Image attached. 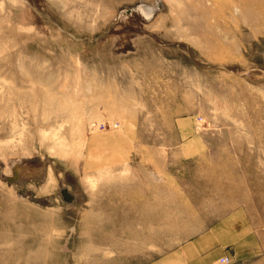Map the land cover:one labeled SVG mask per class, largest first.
Instances as JSON below:
<instances>
[{
  "label": "rangeland",
  "instance_id": "1",
  "mask_svg": "<svg viewBox=\"0 0 264 264\" xmlns=\"http://www.w3.org/2000/svg\"><path fill=\"white\" fill-rule=\"evenodd\" d=\"M124 5L152 19L125 50ZM178 117L206 140L194 163L177 153ZM133 128L125 161L92 167L90 136ZM24 156L44 172L0 178V264L148 261L192 234L133 248L114 207L129 194L144 206L158 183L179 230L246 209L258 252L228 264H264V0H0V164ZM62 185L83 194L67 201Z\"/></svg>",
  "mask_w": 264,
  "mask_h": 264
},
{
  "label": "crops",
  "instance_id": "2",
  "mask_svg": "<svg viewBox=\"0 0 264 264\" xmlns=\"http://www.w3.org/2000/svg\"><path fill=\"white\" fill-rule=\"evenodd\" d=\"M175 143L179 156L184 163H194L207 147L203 135L194 129L193 117H178L175 120ZM134 128L131 132L113 131L103 133L99 136H90L87 143V157L93 168L105 169L101 166V157H110L115 163L127 159L125 152L129 140L134 137ZM170 142V140L168 141ZM157 195L152 203V197L147 192L145 205L138 203L134 194L121 196L122 201L130 202L129 205L122 204L114 207V225L123 221L127 232L135 238L131 247L138 246L139 235L145 244L153 245L163 235L171 232L191 233L192 235L174 246L166 248L161 253L153 256L142 264H220L219 259L223 256L228 258L247 259L255 257L258 252V242L255 233L254 223L242 206L215 209L213 213H201L188 229L179 230L185 227L183 217L169 213L168 207L163 202L169 199L164 184L158 183ZM203 195H207L201 193ZM129 197L128 199H126ZM125 198V199H123ZM151 199V202H150ZM195 202L211 201L209 210L216 208L210 197H191ZM217 210V211H216ZM180 214V213H179ZM213 214V215H212ZM181 215V214H180ZM129 220H126L128 219ZM138 224L140 228H138ZM231 264V263H229Z\"/></svg>",
  "mask_w": 264,
  "mask_h": 264
},
{
  "label": "bare ground",
  "instance_id": "3",
  "mask_svg": "<svg viewBox=\"0 0 264 264\" xmlns=\"http://www.w3.org/2000/svg\"><path fill=\"white\" fill-rule=\"evenodd\" d=\"M140 3H141V0H140ZM135 7H136L135 5H131V6L124 5L121 9L122 11L121 12L119 11L120 15L118 16V20L121 24V27L119 28L117 27L115 29V33L119 35L121 34L122 36L119 38L120 43L118 45V49L123 48L125 50V49H130V47H133L131 38L133 37L134 33H138V32L147 33L148 32L144 29V25L150 24L152 22V19L145 17V15H143V13L139 11L138 8H135ZM129 9H132V10H129ZM51 96L47 94V99H52ZM0 166H3V168L0 167V178H7L9 180L11 179L17 180L18 178L19 180H23V179H27V177L29 178L30 175L31 177L33 176L34 178L39 177V176L42 177L41 175L44 172L43 163L36 162L34 161V159L26 157V156L12 157L6 162L2 161ZM7 167L9 168V170H12L14 172L15 174L14 177H10L13 175L12 174L10 175V173H7L5 170H2ZM60 189L62 190V196H63L62 198L63 199L65 198L67 201H70L72 203L79 200L78 198L82 196L83 194V193L81 194L79 190L78 191L75 190V192H73L72 190H69L64 185H62Z\"/></svg>",
  "mask_w": 264,
  "mask_h": 264
},
{
  "label": "built area",
  "instance_id": "4",
  "mask_svg": "<svg viewBox=\"0 0 264 264\" xmlns=\"http://www.w3.org/2000/svg\"><path fill=\"white\" fill-rule=\"evenodd\" d=\"M219 261H220L221 264H228L229 259H228L227 256H223V257L220 258Z\"/></svg>",
  "mask_w": 264,
  "mask_h": 264
}]
</instances>
